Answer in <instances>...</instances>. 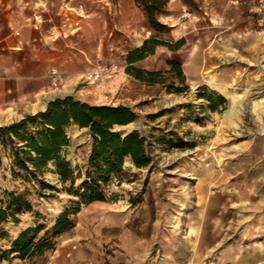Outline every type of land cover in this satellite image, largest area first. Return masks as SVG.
Masks as SVG:
<instances>
[{"label":"rangeland","instance_id":"374dc122","mask_svg":"<svg viewBox=\"0 0 264 264\" xmlns=\"http://www.w3.org/2000/svg\"><path fill=\"white\" fill-rule=\"evenodd\" d=\"M81 1L78 14H89L90 25L76 44L90 54L75 50L61 68L48 71L45 106L71 96L94 106L127 107L134 120L112 130L137 131L150 163L135 168L126 158L105 201L80 205L71 216L74 226L37 264H264V30L230 0H168L158 16L169 27L161 37L183 39V45L176 51L157 47L133 66L166 71L168 60L178 62L187 89L169 93L171 85L180 86L174 74L149 85L125 72L127 51L154 35L134 0ZM52 70L60 77L56 87L50 85ZM198 86L219 94L223 104L196 99ZM223 88L239 94L234 103ZM27 105H2L0 126L38 112ZM8 109L14 118H6ZM66 133L63 154L83 176L90 136L75 126ZM41 180L55 189L41 196L37 184L13 177L10 160L1 157L0 201L4 192L24 194L31 211L17 215L15 224L0 225V251L20 230L48 228L72 206L62 190L67 184L51 164ZM0 264L25 263L10 256Z\"/></svg>","mask_w":264,"mask_h":264},{"label":"trees","instance_id":"16d2710c","mask_svg":"<svg viewBox=\"0 0 264 264\" xmlns=\"http://www.w3.org/2000/svg\"><path fill=\"white\" fill-rule=\"evenodd\" d=\"M167 1L134 0L143 11L146 28L154 35L127 51L125 72L149 85L159 82L155 81L156 77L174 74L180 86L171 85L168 92L178 94L187 89L183 85L184 77L178 62L168 60L166 64L169 68L166 71H147L133 66L153 55L157 47L176 51L183 45V39L167 42L161 37L169 31V27L158 21ZM206 90L205 86L196 87V99L206 100L209 106L223 104L219 94ZM134 118L135 115L127 107L94 106L65 96L48 101L41 111L0 126V164L1 157H7L11 175L28 184H37L41 196H45L43 190L55 189L41 180L48 170V164H51L58 181L62 185L67 184L62 190L72 198V206L57 214L48 228L38 224L20 230L10 241L9 248L0 251V260L10 262L11 256L25 264H37L47 252L53 250L56 238L74 226L71 216L80 205L105 201L110 179L121 178L126 158L135 168L149 165L145 139L137 131L123 134L112 130L113 126L128 125ZM71 126L86 129L91 139L83 176L77 167L69 166L63 154L69 145L66 130ZM76 179L80 181L76 183ZM4 194L5 200L0 201V225L7 222L15 224L18 222L17 215L30 212L31 206L24 199V194ZM137 202L131 200L130 203Z\"/></svg>","mask_w":264,"mask_h":264},{"label":"crops","instance_id":"0c3cea01","mask_svg":"<svg viewBox=\"0 0 264 264\" xmlns=\"http://www.w3.org/2000/svg\"><path fill=\"white\" fill-rule=\"evenodd\" d=\"M250 1L229 2L244 12ZM82 6L81 0H0V108L13 101L28 103L31 113L41 111L48 94L42 93L48 71L61 68L64 57L78 54L75 50L90 54L76 44L90 25L89 14H78ZM8 110L6 118H14Z\"/></svg>","mask_w":264,"mask_h":264},{"label":"built area","instance_id":"2783aa9c","mask_svg":"<svg viewBox=\"0 0 264 264\" xmlns=\"http://www.w3.org/2000/svg\"><path fill=\"white\" fill-rule=\"evenodd\" d=\"M245 12L247 18L252 24L256 25L261 30H264V0H251L247 5ZM50 85L56 87L60 81L59 74L52 70L49 73Z\"/></svg>","mask_w":264,"mask_h":264},{"label":"bare ground","instance_id":"6f19581e","mask_svg":"<svg viewBox=\"0 0 264 264\" xmlns=\"http://www.w3.org/2000/svg\"><path fill=\"white\" fill-rule=\"evenodd\" d=\"M193 72H195V71H193ZM216 89H217V88H216ZM219 90H220V89H219ZM222 90L226 93L227 96L230 97V104H231V103H234L235 99H236L237 96L239 95V94L236 93L235 91H233V90H229V89H227V88H223ZM253 107L255 108L256 105L253 104ZM231 110H232V109H231ZM230 112H231V111H230ZM191 179H195V178H194V177H190V180H191Z\"/></svg>","mask_w":264,"mask_h":264}]
</instances>
